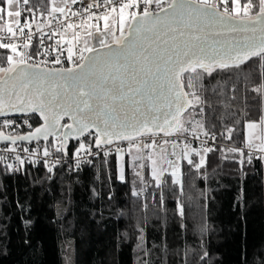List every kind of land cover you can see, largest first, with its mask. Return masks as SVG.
<instances>
[{"label":"snow or ice","instance_id":"snow-or-ice-1","mask_svg":"<svg viewBox=\"0 0 264 264\" xmlns=\"http://www.w3.org/2000/svg\"><path fill=\"white\" fill-rule=\"evenodd\" d=\"M21 4L27 6L29 0H0V31L11 38H17L19 33L23 48L29 49L33 25L27 18L22 24L21 17L24 11L30 13L32 9L21 8ZM104 6L109 11L95 17L97 23L85 21L79 25L80 28L86 26L89 38H94L92 29L100 35L99 47L90 45L89 39L82 40L79 32H74L72 39L60 33L56 41L58 47L27 56L11 39L0 42V49L12 53L6 55L7 66H0V116L9 112L38 113L44 122L27 135L0 132V140L16 145L18 140L42 137L47 141L52 136L57 145L55 151L67 155L71 138L78 142L77 157L81 153L92 154L93 146L103 148L116 144L121 179H124L125 150L116 142L124 141L134 167L144 168L139 161H151L152 175L159 185L165 171L158 166L159 161H166L172 168V177H176L179 170V164L167 158L164 147L169 143L167 138L189 132L185 114L190 115L189 109L201 103L200 96L186 88H194L197 80L212 77L218 69H241L249 61L264 69V0H258V7L254 0H142V3L141 0H105ZM92 7L88 5L86 11ZM95 7L101 5L97 3ZM56 13L64 15L66 8L56 6L52 0L49 15L55 19ZM72 15L77 13L72 12ZM92 19L93 15L87 17V20ZM51 23L49 20L48 25ZM36 27L41 31L43 25ZM76 27L73 23L66 26L67 29ZM56 35L53 31L48 38ZM81 42L83 46L77 47ZM62 44L67 45L65 59L72 66L50 67L49 63H63ZM50 52L58 53L50 62L47 59L29 62L34 55L47 56ZM252 91L261 101L259 118L246 123L247 135L242 137L244 147L228 149L238 154L241 165L250 164L253 159H264V72ZM65 117L71 123L62 124ZM2 123L11 126L15 121L5 119ZM191 130L209 135L198 121ZM224 132L220 133L222 138L234 140L235 128L225 125ZM161 134L164 139L158 141L156 137ZM212 136L216 138L215 131ZM172 146L175 149L176 143ZM5 151L17 153V148H5ZM22 151L30 157L35 155L28 148ZM211 151L210 147L197 151L186 142L179 154L173 152L172 155L200 169L205 164V155ZM108 154L105 151V155ZM50 155L49 148L44 147V164L49 173L55 166L47 159ZM194 156L199 157L198 162L194 161ZM10 158L0 155L4 172L17 173L26 163L39 162V157L26 161L16 154V163H7ZM59 162L60 158L55 161ZM139 174L137 172V176ZM180 214L184 215L183 208Z\"/></svg>","mask_w":264,"mask_h":264},{"label":"trees","instance_id":"trees-1","mask_svg":"<svg viewBox=\"0 0 264 264\" xmlns=\"http://www.w3.org/2000/svg\"><path fill=\"white\" fill-rule=\"evenodd\" d=\"M21 8L32 9L23 12V24L49 14L50 0ZM6 55L8 49H0L3 66ZM262 72L249 61L186 88L201 103L185 114V134L198 121L209 134L215 131L217 144L200 169L182 160L179 183L164 174L157 185L147 171L141 179L128 155L121 179L116 152L73 172L26 163L10 173L0 162V264H62L65 240L73 243L75 264H264V159L241 165L228 151L243 143L246 123L259 118L261 101L252 89ZM40 122L31 115L32 127L13 134ZM225 125L235 128L233 141L221 137Z\"/></svg>","mask_w":264,"mask_h":264},{"label":"built area","instance_id":"built-area-1","mask_svg":"<svg viewBox=\"0 0 264 264\" xmlns=\"http://www.w3.org/2000/svg\"><path fill=\"white\" fill-rule=\"evenodd\" d=\"M100 4L101 7H95V4ZM142 3V0H141ZM88 5H93V7L89 10L86 11V7ZM105 5V0H76V3H70L66 4V13L64 15L57 14L54 15L55 19H53L52 16L42 15L38 17H34L30 19L29 21L32 22V32L34 33L33 38H32V47H31V54H34L35 52L39 51L40 53H44L46 50H48L50 47L51 48H56L58 47L56 44V41L60 39V33H64L67 37V39H72V36L74 32H77L80 30L79 25L81 23H84L85 21L89 22H94V15L101 14L105 12L106 10H109ZM154 7V6H153ZM72 12H76L77 15L73 16ZM89 15H93L92 20H87V17ZM51 20V26L48 25V21ZM38 21H40L43 25V28L41 31H37V24ZM68 23H73L77 25L76 28L74 29H67L66 26ZM66 29V31H65ZM27 32L28 30L25 29ZM55 31L57 33L56 36H54L52 39L48 38V34L52 33ZM11 39L12 42H15L18 44L19 51H22V45H23V38L19 37V33H17V38H11V37H6L5 32H0V42H8V40ZM41 39L43 40V43H41ZM63 48L65 49L64 56L61 57L62 64L61 65H52L49 63V66H55V67H71L72 65L68 63L65 59L66 57V44H62ZM77 47H80V45H77ZM57 52H50L49 55L44 56V55H39V56H33V59L30 60V63H39L41 60L47 59L49 62L57 55ZM31 116V115H30ZM30 116H17V117H4L0 118V132L2 131L4 134L8 135H19V134H13L16 133L19 130H24L29 127L30 125ZM5 119H10L15 121V123L11 126H4L3 121ZM26 121V122H25ZM198 137V138H195ZM186 138V139H185ZM83 139V138H82ZM91 140V137L88 138ZM156 139L158 141H162L164 139L163 135L161 134L160 136H157ZM169 140L168 144H173V142L176 143V145L179 146L180 149L184 147V144L187 142L191 147L196 146L201 149L205 147H210L213 148L217 142L215 139H213V136L209 134L208 136L203 135V133L197 134V133H189V134H183L181 136L173 135L171 137L167 138ZM76 141V140H75ZM73 142V141H71ZM70 142V144H71ZM118 143L121 147H124L127 145V142L124 141H119L116 142ZM56 141L54 137H49L47 141H43L41 139L39 140H34L31 143H25V144H16L12 145L9 143H0V155H4L6 157H11L10 159L7 160L9 163L15 164V155L19 154L22 159H25L26 161H31L35 160L37 157H39V162L37 163H32V164H44V157H43V148L48 147L52 155H50L47 159L49 163H52L56 166L58 165H63L65 169L69 172H73L75 170L80 169L86 162H88L91 158L97 157V156H108L111 155L115 152V147L116 144L111 145V146H104L103 148H95L94 146L92 147V154H86V153H81L80 157H77L75 155V146L73 150L71 151L72 153H69L67 155H64L62 153H57L55 151L56 147ZM70 146V145H69ZM240 147H244V144L241 143L238 145ZM16 147L17 148V153H9L5 151V148H12ZM23 148H28L31 152L35 153L33 156H29V153H25L22 151ZM69 148V147H68ZM105 151H108L109 154L105 155ZM247 151V149H245ZM259 153H256V156H259ZM60 158L59 163H55V161ZM31 163V162H28ZM45 165V164H44ZM140 174H143L142 170H139Z\"/></svg>","mask_w":264,"mask_h":264},{"label":"rangeland","instance_id":"rangeland-1","mask_svg":"<svg viewBox=\"0 0 264 264\" xmlns=\"http://www.w3.org/2000/svg\"><path fill=\"white\" fill-rule=\"evenodd\" d=\"M55 3H56V6H58V7H65L66 4L72 3V0H55ZM51 7H52V0H50V10H51ZM108 11L109 10H106L105 12H103L101 14L94 15V19L97 16H102L103 14H105ZM57 14H59V13H56L54 15H57ZM46 15H48V17L50 16L49 14H46ZM46 15H44V16H46ZM86 22L89 23V24H95V23H97V20L95 19L94 22H89V21H86ZM99 23H100V26H101V31H103V21L100 20ZM38 24H42V23L40 21H38ZM14 27H15V25H14ZM92 31L94 32V38L87 37V35H86V26H85V28H80V30L77 31V32H79L81 34L82 40L83 39H89L90 45H94L96 47H99L98 41H99V39L101 37H100V35L98 33H95L94 29H92ZM82 46L83 45H82V42H81L80 47H82ZM22 52H24L25 55L27 56V55L31 54V48L25 49L22 46ZM10 54H12V53H11L10 50H8V55H10ZM0 66H3V65L0 63ZM196 133L200 134V133H203V132L198 130ZM183 134H185V133H183ZM246 135H247V129H246V125H245L244 137H246ZM77 146H78V144H77ZM164 147L166 148V152L168 154L167 158L179 164V170L177 172V176L176 177H172L171 176L172 168L166 163V161H159V165L158 166L162 167L165 170L163 175L164 174H169L175 182L177 180L180 181V179H181V162H182V160H177V156L176 155H172V153L175 152V153L179 154L181 152V149L179 148L178 145H176L175 149H173L172 144H167ZM122 148H124V150H125V155H128L127 154V145H125ZM192 148L196 149L197 151L202 150L201 148L196 147V146H192ZM157 151H159V150H157ZM128 156H129L128 157L129 160L132 161V157L130 155H128ZM120 163L121 162L119 160V157L117 156V172H118V176L119 177H120ZM139 163H142L145 166H144V168H139L137 166L136 169H135V173L137 174V172H139V170H142L143 174H139V176H140L141 179H143L144 177H146L145 176V171H147L150 174V176L153 178V180L156 182V179L152 175V164H151V161H149V160H141V161H139ZM162 176L160 177V180H161ZM63 209L64 208L61 207V206L57 207V215L58 216L61 215V213L63 212ZM61 247H62V264H75L73 243L71 241L65 240V241L62 242Z\"/></svg>","mask_w":264,"mask_h":264},{"label":"water","instance_id":"water-1","mask_svg":"<svg viewBox=\"0 0 264 264\" xmlns=\"http://www.w3.org/2000/svg\"><path fill=\"white\" fill-rule=\"evenodd\" d=\"M85 55H88V53H85ZM30 115H36L39 117V114L38 113H21V112H9L6 116H0V118H4V117H17V116H30ZM40 118V117H39ZM41 122L36 125L35 127H33L31 130L23 133V134H20V135H27L29 132H32L35 130L36 127H40L41 125H43V120L40 118ZM61 123H71V121L68 119V117H65L63 121H61ZM64 131H66V129H64ZM94 131V130H93ZM5 135H8V134H5ZM51 137V136H49ZM41 140L45 141L42 137L40 138ZM36 139H33L31 141H27V140H18L16 142V144L20 143V144H25V143H31L32 141H34ZM71 141H75V139H69V142H68V147L70 145V142ZM0 143H9V144H12L10 141H5V140H0Z\"/></svg>","mask_w":264,"mask_h":264}]
</instances>
